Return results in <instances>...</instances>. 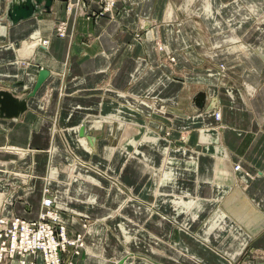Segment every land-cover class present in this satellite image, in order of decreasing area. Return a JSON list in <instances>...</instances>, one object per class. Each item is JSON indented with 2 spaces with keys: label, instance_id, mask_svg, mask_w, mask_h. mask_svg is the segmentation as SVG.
<instances>
[{
  "label": "crops",
  "instance_id": "0c3cea01",
  "mask_svg": "<svg viewBox=\"0 0 264 264\" xmlns=\"http://www.w3.org/2000/svg\"><path fill=\"white\" fill-rule=\"evenodd\" d=\"M8 1L0 0V17ZM258 1L190 0L187 10L183 11L187 0H120L116 20H90L77 10L66 12L67 0H54L49 13L16 26L0 21V30L3 29L0 31V88L2 84L10 86L24 80L23 89L14 90L21 98L27 88L34 85L40 69L49 72L35 96L27 101L28 109L23 116L0 121V143L38 150L30 153L35 158L32 173L36 176L42 172V153L53 156L48 187L55 192V203L69 211L66 213L72 216L77 230L82 226L76 214L93 220L89 223L90 231H86L85 251L89 256L85 264H104L103 259L111 257L116 263L129 248L152 254L164 264H234L243 248L255 238L254 247L264 250V214L261 212L264 208V159L254 162L264 157V27L261 29L256 23V13H253L262 8L259 11L262 14L264 0ZM96 2L79 0L85 10L86 5L94 10ZM208 10L214 15L207 14ZM65 19L68 36L58 38L54 25ZM35 30L41 39L49 41L46 49L30 50L21 44L31 39ZM135 34L140 35L141 40H136ZM225 34L239 36L242 43L253 47L252 54H227L224 48L229 44L224 43L218 48L215 43L223 40ZM155 38L174 51L175 69L181 73L175 76L178 81L168 79L171 71L154 48ZM209 45L216 52H210L206 47ZM201 53L214 62L225 63L227 73L238 83L220 89L214 78L211 81H205L204 75L200 78L211 71L199 69L203 63L199 58ZM22 62L26 63L20 66ZM106 80L112 90L100 88ZM183 83L194 88L187 86L191 91L187 98H184ZM49 89L52 90L51 99L43 107L42 97ZM125 90L128 96L122 93ZM199 93L205 95L202 114L194 103ZM213 99L223 115V131L219 132L228 158L233 163L242 161L243 169L254 170L256 174L248 187L243 178L246 184L243 193L231 192L228 164L226 161L222 164L213 155L180 151L186 154H175V157H196V160L176 163V159L172 166L164 165L160 173L165 154L162 149L145 145L143 154L154 158L155 163L140 158L142 164L135 159L131 161L134 145L140 150L145 140L153 138L158 139L157 147L165 145L149 132L152 125H148L147 119L159 113L166 120H176L177 125H189L191 121L196 126L202 123L210 127L215 122L213 114H208L212 110L206 108ZM169 103L179 110H168ZM81 128L83 136H79ZM118 135L120 145L109 148L110 139ZM249 135H252L251 143L246 139ZM17 149L11 150L18 153ZM67 151L76 155V159L69 158ZM154 151H159V156ZM27 152V149L21 152L26 156L19 154L23 155L20 160L28 157ZM81 160L88 166H83ZM61 162L71 166L68 174L58 173L56 165ZM125 171L124 179L119 180L138 198L129 199L112 181ZM162 173H172L175 180ZM39 187L35 183L29 188L35 190L29 194L35 205ZM228 195L231 196L228 198ZM248 197H251L250 202ZM15 210L27 218L34 217L38 211L36 206L27 212L20 206ZM212 212L222 215L219 225H202ZM121 220L125 222L122 232ZM175 228L177 239L169 244L168 238ZM115 233H125L128 238L137 234L141 237L140 243L133 247L132 241L130 247L123 250ZM200 236L206 239L199 240ZM99 254L105 258H92ZM139 262L143 264L139 259L127 258L123 264Z\"/></svg>",
  "mask_w": 264,
  "mask_h": 264
},
{
  "label": "rangeland",
  "instance_id": "374dc122",
  "mask_svg": "<svg viewBox=\"0 0 264 264\" xmlns=\"http://www.w3.org/2000/svg\"><path fill=\"white\" fill-rule=\"evenodd\" d=\"M119 1L120 0H97L96 8L94 10L88 9L87 5L85 6L86 7V10H85L83 8V6L81 4H79V0H76V2H72L71 0H67L66 12H72V11L77 10L78 14H80L84 18L90 19V20H97V19L99 20L100 18H106L109 20H116L119 17V11H120L118 9L119 8ZM259 3H260V0H259ZM255 5L257 7L258 3ZM262 6H263V4H262ZM261 9L262 8H260L259 11H261ZM259 14L260 13H258V16L261 17V18H259V20H262V18L264 17V11L262 12V14H260V15ZM256 18H257V16H256ZM220 20L222 21V19H220ZM256 23H258V25L260 26L261 29L264 27L263 26L264 24L262 23V21H261V23H259L257 20ZM261 29H259V30H261ZM67 30L68 29H67L66 19L60 20V21L56 22L54 25V33L58 38H62V39L66 38L68 36ZM134 37L136 38V40H141V36L138 34H135ZM235 37L238 39V44L237 45H229V51L227 52V54H229V53L233 54L235 52H239L243 55H251L253 47L246 46L244 43H242L239 36L238 37L235 36ZM30 41H32V37H31V39H28L21 44L23 45L24 43H30ZM42 41L49 43L47 39H42ZM153 43H154V48H155L156 52L159 54V56H161L160 58L167 65L168 69L171 71L170 73H168V75H169L168 79L171 78L172 81H178L179 79L175 78V76L181 75V73L176 71V69H175L176 59H175L174 51L169 50L167 45L164 42H162L159 38H155ZM238 45H243V46L239 48ZM206 47H207V49H209L210 52H216V50H214L215 48L212 45H209ZM186 54L187 53L185 52L184 55H186ZM20 57H24V56H20ZM208 57H209L208 55L202 54V53L199 55V58L203 61V63L200 64L199 69L200 70L202 69L203 71H208V70L213 69V71L215 70L214 72L218 77H214V75L211 76L210 71H209V72H206V74L208 73V76L205 74H202L200 76V78L203 79L205 76V79H204L205 81H211L212 78H214V81L217 82V84L219 86L218 88H220V89L233 87V86H235V84L238 83L237 81H235L233 79L234 76L233 77L229 76V74L227 73L228 69H227V67L226 68L224 67L225 63L214 62L212 59H208ZM25 63L26 62L20 63V66L22 64H25ZM224 69L226 72H224ZM185 72H186V70H185ZM171 73H172V75H171ZM236 76L239 77V74ZM178 77L183 78L182 76H178ZM171 80L169 82H171ZM19 82L23 84V86L21 87V89H23V87L25 85V81L22 80ZM156 83H158V82L156 81ZM187 86L192 87V89L194 90L193 85L183 83L184 98H187L188 96L191 95V91H189L187 89ZM32 88H33V85L28 87L27 90L30 91V90H32ZM100 88L104 89V90H112V88L110 87V84L108 83V80H106L101 85ZM243 88H245V87H243ZM126 90H125V92H122V93L124 95L128 96L129 94H128V92H126ZM51 91L52 90L49 89L44 93V95L42 97L43 107H46L48 102L50 101L51 95H52ZM215 92H217V88L215 89ZM254 93H255V90L251 94H254ZM61 94H62V91L58 96L60 97ZM169 94H172V93H170V91H169L168 97H170ZM248 95H250V94H247V96ZM144 100H145V102H147V99H144ZM170 104L171 103L168 104V107L167 106H165V107H167L168 110L173 111L174 108H176V107L173 106V108H172L171 106H169ZM176 109L179 110V108H176ZM216 110H219V107ZM216 110H212V112L216 111ZM185 111L186 110H184V112ZM202 113H204V112H202V111L199 112V114H202ZM205 113H207V112H205ZM184 114H187V113H184ZM217 116H218V114H217ZM217 116L215 114H213V119H214L215 123H213L212 126H210V127L204 126L206 124H202V123L200 124V126H196L191 121L188 122L189 125L186 124L187 126L181 125V123H179L177 125V124H175L176 120L172 121L171 118H167V117H166L167 118V120H166L163 117H160L159 113L155 114V117L153 116L151 119L146 118L148 125L149 124L152 125L148 129L149 132L151 134L156 135L157 138H160L165 145H163L162 147H157L156 145L158 143L157 142L158 139L156 140L155 138L150 139V140H145L143 145H141L140 150H138L134 145V149H132L133 150V153H132L133 156H131V161H132V159H135L136 163L142 164V161L138 160V158H140L143 161H145L146 159H150L149 161L154 162L153 161L154 158H152L150 156L148 157L145 153L143 154V149H144L145 145L152 146L151 148H154L155 150L162 149L163 154H165V156H163L164 158H163V161L161 164L162 165V167L160 168L161 170L159 171L160 173L163 170L162 168L164 165L165 166H172L171 164H175L176 159H177L176 163H179V161H184V160L186 162L190 163V162L196 160V157H187V156L175 157V154H177V155L186 154L184 152L180 153V151L186 150V151H190V152H196V154H199V155L200 154H206V155L209 154L210 156L213 155L214 158H216V160L217 159L221 160L222 164L224 163V161H226V163L228 164L227 165L229 167L228 171H227V168H225V167L224 168L228 172L229 176L231 177V183H232L231 184L232 185L231 192L233 193V191L237 189V190H240L241 193H243L242 191L246 185L245 182L242 181L243 178H245L247 180V182H248L247 187H248L250 185L249 183H251L256 176L255 171L254 170L251 171V170H248L246 168L243 169L242 168L243 164L241 165L242 161H241V163H240V161H237L238 163L234 162L235 163L234 164L228 158L227 149L222 144L223 143L221 140L222 136L220 134V132L223 131V128H221L222 127L221 118L223 117V115L221 114V118H218ZM53 126H54V124H53ZM193 126L196 128H193ZM106 127H107V125L104 126V130H106ZM114 127L116 128V125H114ZM251 137H252V135H249L248 138H246L247 141H249L250 143H251ZM253 138H254V136H253ZM191 139H193V141ZM108 143H109L108 144L109 148H112V149L117 148L120 145V135H118V137L113 139V140L110 139V141ZM134 144H136V142ZM11 149H14V150L17 149L18 153H16L15 151H13ZM26 149L28 150V152H27L29 154L28 157H24L23 160H20V156H23L25 154V153H21V152H23V150H26ZM208 150H212V151H208ZM222 150H224V152H222ZM159 151H154V152H155V154H157L159 156ZM173 151H178V153H173ZM10 152H12V153H10ZM13 152H15V153H13ZM33 152H38V150H33L27 146L19 147V146H13V145H5V142L0 143V153L4 154V155H0V218L1 217L11 218V216H17V217L23 218L25 220L38 221L39 218H41V216H42L41 214H45L48 212L45 210L42 211V200H43V198H47V199L51 200L53 203L52 208H53L54 212H56V214H57V217H56L57 221H54L51 223H53V224L56 223L57 226L63 227L64 231H65L64 238H62V240H60L58 242L59 246L57 247L58 249L61 250L60 254H59V264H85L86 256H89V253H87L85 251V248H86L85 247V237L87 234L86 231L87 232L90 231L91 227L89 228V225L91 223H93V220H90L87 216H85L83 214H76L79 217V224L82 226V229L77 230L76 228H74L73 223H72V219H71L72 216H68L66 213L69 211H67L66 209L60 207L59 205H57L55 203V200H56L55 199V192L51 191L50 190L51 188L49 189V187H48L49 186L48 179L51 178V174H52L51 172L53 169V160H52L53 156H50V155L47 156L48 154H46V152H44V154L42 153L43 156L40 157V158H42L41 159L42 162H40V163L43 164L42 172H41V174H39V176H36V174L34 175L32 173V167H33V164H35V158L33 159V157L30 156V153H33ZM20 153L23 155H19ZM67 154L69 156H71V157L68 156L69 158L76 159V157H77L76 155H74L72 152H69V151H67ZM24 156H26V154ZM251 159H252V157H249L250 161H251ZM263 159H264V157H258L254 162L257 161V163H259ZM82 163H83V166H86V165L88 166L87 162L82 161ZM167 163L169 165H167ZM38 166H39V163H38ZM70 167H71L70 165H68L67 163H63V162L58 163L56 165L58 173L61 172V173L68 174L70 172ZM107 170H106V172H107ZM102 174L104 175L105 173H102ZM137 174H139V173H137ZM124 175H126V171H125V173H122V175H120V173H119V176H117L118 179H116L117 177H114L112 181L115 182L117 187L120 188V190L123 192V194L128 196L129 199L134 198L136 196L132 193L131 189L127 188L119 180V179L123 180ZM162 175H166V174L162 173ZM168 177H171V178H173V180H175L174 179L175 177L173 176L172 173H169ZM37 180H38V182H37ZM35 183L39 184V186H40L39 190H37L38 191L37 192L38 193V198H37L38 201L36 202V205H35V203L33 204L32 201H30V197L32 195L29 196V194H31L32 192L34 193V191H35V190H29V188L32 185L34 186ZM230 196L231 195H228V198ZM136 198H138V197H136ZM248 198H247L248 201L251 200V197H248ZM138 201H141V200H138ZM37 204H38V206H37ZM18 206H20L25 212H27L28 209H32L33 207L36 206L38 211L34 217H28L27 218L24 215H22L19 211L16 212L15 209ZM219 206H221L220 208L224 209L225 210L224 212L228 214V210H226L222 204H220ZM145 207H147V206H145ZM119 211H121V207L119 208ZM49 212H51V211H49ZM261 212L264 214V208L261 209ZM213 214H214V212L210 213L211 216H209V218L207 217L208 220L203 221L201 224L202 225L205 224L207 226V224L209 223L208 226H212V227H214L216 224V227H217L219 225L218 223L220 222L222 215L221 214L213 215ZM43 219H44V221H41V222L49 225V221H50L49 217H47V215H45ZM4 223H5L4 220L0 219V233L1 234H3L4 229H5V227H2V225H4ZM119 224H120V227H119L120 232H122L121 229L123 228V226L125 224L124 220H121L119 222ZM88 228H89V230H88ZM109 230H110V232H117L116 229H109ZM175 234H176V228L174 229L173 233L168 238L167 243L173 244L175 239H177ZM113 235L116 236L117 239L121 240V242H120V240H118V242L121 243L123 250H127L130 247V244H132V241L134 242L132 244L133 247H136L135 243H140V239H141V237L137 234L134 236L131 235L129 238H128L127 234H125V233H122V234L119 233L118 235L115 233ZM3 238H4V236L0 237V244H1V241ZM204 239H206V238L201 237V236L199 237V240H204ZM255 240H256V238H255ZM255 240L253 242H251L250 245H248V247L243 248V250L237 256L236 261H234V264H264V250L261 251L260 249H256V247H254L255 246V243H254ZM61 244H62V247L60 246ZM152 248L155 249L157 252H159L158 248H156L154 246H152ZM8 255H9L8 252L6 255H3V260L0 261V264H12V263L13 264H22V263H24V264H46V261H47L45 258V255H40V256L37 255V258L34 261L32 259L33 257H26L25 261H23V262L19 261V259H18L19 256H15V258H10ZM104 256L105 255L99 254L98 257H96V258L92 257V258L93 259L99 258L98 260H102L103 258H105ZM171 257H173V256H171ZM127 258L139 259V260H141V262H143V264H145V262H147L149 264H164V263H162V261L159 258H156L152 254H148L146 252H141L137 249H132V248H129L128 251L123 254V257L120 260H118L116 263H114L116 261L114 257L106 258L103 260L105 262L104 264H119V262H122L121 264H123V262ZM195 261L197 263H199L198 260L195 259ZM139 264H141V263L139 262ZM169 264H174V263L170 262Z\"/></svg>",
  "mask_w": 264,
  "mask_h": 264
},
{
  "label": "built area",
  "instance_id": "2783aa9c",
  "mask_svg": "<svg viewBox=\"0 0 264 264\" xmlns=\"http://www.w3.org/2000/svg\"><path fill=\"white\" fill-rule=\"evenodd\" d=\"M52 204L51 200L43 198L42 211L48 212L41 214L38 221L25 220L17 216L0 218L5 222L2 225L5 227L4 232L0 233L1 236H4L0 244V261L3 260V255L8 252L10 258L19 256L18 259L21 262L25 261L26 257H33L34 261L37 255H45L46 264H59L61 250L57 247L59 246L58 242L64 238L65 231L63 227L51 223L57 221V214L54 212ZM45 215L49 217V225L41 222L44 221ZM60 246L62 247V244Z\"/></svg>",
  "mask_w": 264,
  "mask_h": 264
},
{
  "label": "water",
  "instance_id": "95a60500",
  "mask_svg": "<svg viewBox=\"0 0 264 264\" xmlns=\"http://www.w3.org/2000/svg\"><path fill=\"white\" fill-rule=\"evenodd\" d=\"M54 0H9L6 3L3 15L0 17L1 22L9 26H16L18 23L29 20L35 16H41L43 13H49ZM49 76V72L40 69L37 73L36 81L32 90L27 91L25 96L19 98L14 92L15 89H21L22 83L18 82L13 85L2 84L0 88V121L19 119L27 111V101L34 97L43 82ZM205 95L199 93L194 100L196 107L202 111L204 108ZM208 111L216 110V100L213 99L211 104L206 108ZM84 130H79V136H83ZM122 262H119L121 264Z\"/></svg>",
  "mask_w": 264,
  "mask_h": 264
},
{
  "label": "bare ground",
  "instance_id": "6f19581e",
  "mask_svg": "<svg viewBox=\"0 0 264 264\" xmlns=\"http://www.w3.org/2000/svg\"><path fill=\"white\" fill-rule=\"evenodd\" d=\"M6 1V0H5ZM189 2H190V0H187V5H186V7L184 6V7H182V10L183 11H186L187 10V6L189 5ZM259 2V1H258ZM256 6V5H255ZM254 6V8H256ZM226 8V7H225ZM219 10V9H218ZM222 10V9H221ZM262 10V9H261ZM253 13H256V14H254V18L256 19V20H258V22L259 23H261V21H262V23L264 24V17L262 18V20H259V18H261V17H259L258 16V13H259V10L258 11H254ZM207 14H209V15H211V16H213L214 14H212V12L211 11H207ZM183 15L185 16L186 14H184L183 13ZM256 16H257V18H256ZM217 18V17H216ZM211 19V18H210ZM239 20V19H238ZM256 20H254V21H256ZM216 21V20H215ZM219 22H220V20H218ZM215 24V23H214ZM218 30V29H217ZM0 31H2L3 32V29H1ZM5 32V31H4ZM38 32V30H35L32 34V41H30V43H24V47L25 48H28V49H30V50H34L36 47H40V48H43V49H46V47L48 46V43L47 42H44V41H42V39L39 37V34L37 33ZM224 39L222 40H220V42L219 43H215L217 46H218V48H219V44L220 43H224V44H232V45H236V43H237V39L234 37V35H227V34H225L224 36ZM49 42V41H48ZM243 45H238V47L240 48V47H242ZM224 51H226V52H228L229 51V47H226V48H224ZM257 50H255V52H256ZM252 52H253V49H252ZM258 52V51H257ZM256 55V54H255ZM263 55V54H262ZM264 63V62H263ZM210 75L211 76H213L214 75V77H217V75L215 74V72L213 71V70H211L210 71ZM45 82V81H44ZM43 82V83H44ZM43 85V84H42ZM41 85V86H42ZM40 89V88H39ZM229 95H231V92L229 91ZM233 94L231 95V100H233ZM33 98V97H32ZM31 99V98H30ZM197 110H199V109H197ZM208 114H210V115H212V114H215L216 116H217V114H218V118H221V112L218 110H216V111H211L210 113H208ZM219 120V119H218ZM220 121V120H219ZM112 150L110 149V152H111ZM235 192L236 193H240V190H235ZM41 211V210H40ZM16 262V261H15ZM14 262V263H15ZM17 263V262H16Z\"/></svg>",
  "mask_w": 264,
  "mask_h": 264
}]
</instances>
